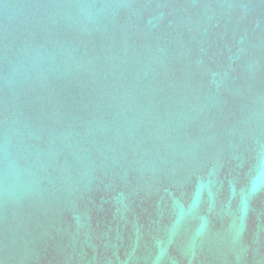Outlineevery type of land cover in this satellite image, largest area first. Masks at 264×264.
Returning a JSON list of instances; mask_svg holds the SVG:
<instances>
[{"label":"water","instance_id":"1","mask_svg":"<svg viewBox=\"0 0 264 264\" xmlns=\"http://www.w3.org/2000/svg\"><path fill=\"white\" fill-rule=\"evenodd\" d=\"M0 264H264V0H0Z\"/></svg>","mask_w":264,"mask_h":264}]
</instances>
